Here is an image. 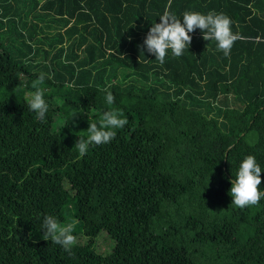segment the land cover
<instances>
[{
  "label": "trees",
  "instance_id": "16d2710c",
  "mask_svg": "<svg viewBox=\"0 0 264 264\" xmlns=\"http://www.w3.org/2000/svg\"><path fill=\"white\" fill-rule=\"evenodd\" d=\"M166 8L223 13L245 39L225 56L196 29L160 64L138 45ZM41 73L44 122L26 99ZM110 109L128 124L79 155ZM247 155L264 192V0H0V264H264V197L229 194ZM46 215L74 223L72 255Z\"/></svg>",
  "mask_w": 264,
  "mask_h": 264
},
{
  "label": "clouds",
  "instance_id": "9594fccd",
  "mask_svg": "<svg viewBox=\"0 0 264 264\" xmlns=\"http://www.w3.org/2000/svg\"><path fill=\"white\" fill-rule=\"evenodd\" d=\"M232 20L223 13L209 11L207 14L200 12L184 11L178 18L169 9L159 15V22L153 23L147 32L143 42L138 47L164 64L168 50L172 55L180 57L192 42V36L196 29L202 33L205 41L214 40L217 50L229 56L234 43L245 39L241 34L232 31ZM131 39V38H129ZM45 81V75L41 73L32 81L31 87L35 90L26 99L30 111L36 113V118L44 122L49 105L44 98L41 85ZM105 102L112 105L115 97L112 92L105 90ZM128 120L118 109H110L103 112L98 122L89 120V127L85 133L79 135L74 148L79 155L87 153L90 145H102L112 142L116 137L115 129L124 128ZM261 167L253 155H247L239 165L235 178L231 181L229 194L232 197L231 204L244 209L248 206L259 204L264 192L260 190L262 184ZM41 229L45 240L61 246L65 252L72 255V249L77 244V238L73 235L74 223L62 225L57 218L46 215L43 218Z\"/></svg>",
  "mask_w": 264,
  "mask_h": 264
},
{
  "label": "rangeland",
  "instance_id": "374dc122",
  "mask_svg": "<svg viewBox=\"0 0 264 264\" xmlns=\"http://www.w3.org/2000/svg\"><path fill=\"white\" fill-rule=\"evenodd\" d=\"M93 247L97 252H110L112 246V239L107 233L101 231L97 234L93 241Z\"/></svg>",
  "mask_w": 264,
  "mask_h": 264
}]
</instances>
